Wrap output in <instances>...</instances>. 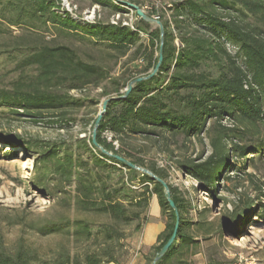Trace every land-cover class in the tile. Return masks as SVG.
Instances as JSON below:
<instances>
[{"label": "trees", "instance_id": "obj_1", "mask_svg": "<svg viewBox=\"0 0 264 264\" xmlns=\"http://www.w3.org/2000/svg\"><path fill=\"white\" fill-rule=\"evenodd\" d=\"M91 4L110 8L114 13L128 12L115 0H91ZM168 11L170 20L158 16L163 27L162 62L158 71L152 78L134 84L127 97L108 102L96 142L106 152L167 182L164 170L146 166L137 157V150L130 146L131 142L137 139L169 142L180 137L189 141L209 134L211 128L207 124L212 122L218 128L209 138V155L203 160L199 158L198 163L184 161L178 165L200 184L202 191L214 197L219 180H228L224 175L237 169L234 158L243 168L252 161L247 159L248 154L264 153V141L256 138L264 124V0H186L170 5ZM0 19L9 28L22 31L20 40L29 35L30 42L18 44L16 51L22 54V69L34 72L21 76L10 90H0V108L13 116L33 119V123L47 116L51 119L48 123L58 130H66L74 122L70 113L84 105L83 100L69 95L71 91L98 87L106 81L114 85V97H119L132 80L150 74L158 62L159 30L150 31L149 24L142 20L132 27L120 22L90 24L73 19L72 12L65 10L59 0H0ZM45 34L79 35L119 57L127 56L129 63L141 60L146 67L120 85L121 78L83 62L68 46L49 42L28 46ZM142 34L148 35L146 43ZM175 38L181 47L174 45ZM229 46L236 50L234 55L228 52ZM226 120L232 128L221 126ZM92 126L93 123L91 129ZM105 133L111 135L110 140L105 138ZM15 143L33 153L32 187L44 192L45 197L61 202L68 210L105 215L113 225H119L132 220L126 215V205L137 209L134 217L139 219L140 214L148 212L151 199L156 198L166 222L157 245L151 248L152 255L146 259V264L152 263L170 238L175 223V215L159 183L102 154L92 145L91 134L76 140L75 145H41L36 140L20 138ZM167 185L178 211L179 228L168 252L156 264H163L177 249L184 251L186 264V254L197 245L191 234L193 223L188 219L190 205L175 188ZM256 209L248 204L246 215L235 214L232 224L244 225ZM261 216L264 218V212ZM143 220L145 223L147 216ZM113 225L99 230L106 242L122 239ZM71 227L74 236L89 238L93 234L84 220L64 216L46 220L33 230L45 236H66L70 235ZM140 229L141 225H137L135 232ZM104 251L102 256L86 254L82 259L62 252L49 264H123L130 257L120 262L113 249L108 247ZM0 264L45 262L20 245L13 252L0 247Z\"/></svg>", "mask_w": 264, "mask_h": 264}, {"label": "rangeland", "instance_id": "obj_2", "mask_svg": "<svg viewBox=\"0 0 264 264\" xmlns=\"http://www.w3.org/2000/svg\"><path fill=\"white\" fill-rule=\"evenodd\" d=\"M64 9L72 12L73 19L92 24L95 21H104L111 24L134 26L138 20L134 11L127 9V13H114L110 8L92 5L91 0H59ZM138 6L149 18L161 17V20H170V5L186 0H120ZM206 2L207 0H194ZM159 21V20H158ZM160 22V21H159ZM161 23V22H160ZM149 24V30H155V23ZM20 29L7 26L6 21L0 19V90H10L12 84L21 76L32 75L33 71L22 69V54L16 51L18 44L23 41L29 43V35L23 40ZM44 38V39H43ZM34 39L28 46L38 47L45 42L50 45H65L73 49L83 62L96 65L108 71L112 77L121 78L120 85L136 72L146 67L141 60L129 63L128 58L119 57L110 53L104 47L94 46L87 39L79 35L50 36ZM146 43L148 35H141ZM179 48V39L174 40ZM23 52V51H22ZM25 53V51H24ZM157 55V53H155ZM143 75H138V77ZM114 85L104 82L98 87H87L83 91H71L70 96L83 100L84 105L77 111H72L70 117L74 122L66 130H58L49 124L47 116L33 123V119L25 116H13L6 109L0 108V247L9 252L17 247L24 246L35 252L40 262L49 264L62 252H68L70 257L82 259L86 254L102 256L104 250L110 247L114 254L124 261L132 255L135 249L137 225L144 223L143 218L148 212L134 217L138 212L132 206H127L126 215L132 220L126 224L113 225L108 216L101 214H83L68 210L64 204L45 197L44 192L32 187L34 174L33 153L22 150L15 139H33L41 145L49 144H76V140L88 137L91 134V124L97 118L102 103L116 96L113 93ZM106 91L108 95H106ZM121 92H124L121 91ZM21 114V113H19ZM221 126L232 128L229 121H222ZM211 128L209 134L189 141L182 137L172 141L151 143L142 139L132 141L130 146L137 150L136 155L146 166H155L162 169L167 175V184L176 189L189 206L188 219L193 223L191 234L197 240V245L191 249L190 264H264V153L263 155L248 154L252 160L249 166L240 168L239 160L234 158L236 170H230L226 175L228 180L220 179L214 197L202 191V187L194 179L186 175L178 162L205 159L210 153L209 138L218 128L212 122L207 124ZM110 140L109 133L104 134ZM264 141V124L259 128L258 138ZM255 138V139H256ZM115 147L117 144L114 143ZM23 164V166L21 165ZM255 205L256 212L245 219V224H232L235 214L244 217L247 205ZM67 217L70 220H84L93 230L89 238L74 236L73 227L70 235L59 234L41 235L36 233L34 226L46 220L58 217ZM106 225H113L122 235L119 241L106 242V237L99 230ZM200 251L201 256H195Z\"/></svg>", "mask_w": 264, "mask_h": 264}, {"label": "water", "instance_id": "obj_3", "mask_svg": "<svg viewBox=\"0 0 264 264\" xmlns=\"http://www.w3.org/2000/svg\"><path fill=\"white\" fill-rule=\"evenodd\" d=\"M115 1L118 2L121 5H124V6L128 7L130 10L134 11L136 16L140 20H142V21H144L146 23H155L158 26V30H159V33H160V45H159V53H158V62L156 64L154 70L150 74H148L147 76L138 77V78L132 80L127 85V87L124 89V94L122 96L111 97V98L105 100L102 103L101 110H100L99 114L97 115V118L95 119V121L93 123V126H92V129H91V143H92L93 146L98 148L102 152V154L114 158L116 161L120 162L122 165H124L125 167H127V168H129L131 170H134V171H137L139 173H142L144 175L149 176L151 179H153L155 182L159 183L162 186L165 200L168 203L169 208L173 211V213L175 215V223H174V229H173V232H172L170 238L167 240V242L163 245V247L159 250V252L153 258V261H152L151 264H156L161 259H163V257L168 252L170 246L173 244V242L176 239L178 228H179L178 211H177V209H176V207L174 205V202L172 201V199L170 197V192H169V189H168V185L163 180H161L158 177L154 176L147 169L137 167V166L133 165L132 163H130L129 161L125 160L124 158H121V157L116 156V155H112V154L106 152L105 150H103L102 148H100L98 146L97 142H96V133H97L98 126H99V124H100V122L102 120V117H103V115H104V113L106 111V106H107L108 102L110 100L123 99V98L127 97V95L130 93V91H131V89H132L134 84L152 78L156 74V72L158 71V68H159V66H160V64L162 62L161 50H162L163 27H162V25H161V23L159 21H157V20H155L153 18H149L148 16H146L144 14V12L138 6H135V5H132V4H129V3H126V2H122L120 0H115Z\"/></svg>", "mask_w": 264, "mask_h": 264}, {"label": "crops", "instance_id": "obj_4", "mask_svg": "<svg viewBox=\"0 0 264 264\" xmlns=\"http://www.w3.org/2000/svg\"><path fill=\"white\" fill-rule=\"evenodd\" d=\"M166 219L162 216L156 198H152L149 205L147 220L136 234L135 249L123 264H146V259L152 255V247L157 245L158 236L165 230ZM195 256H201L200 251ZM191 253L186 254V264H190ZM163 264H185L184 251L177 249L170 259Z\"/></svg>", "mask_w": 264, "mask_h": 264}, {"label": "built area", "instance_id": "obj_5", "mask_svg": "<svg viewBox=\"0 0 264 264\" xmlns=\"http://www.w3.org/2000/svg\"><path fill=\"white\" fill-rule=\"evenodd\" d=\"M62 7H64L63 5H62ZM65 10H67L68 11V8H66ZM155 20H157L158 21V17H156V18H154ZM228 52L230 53V54H232V55H234L235 54V52H236V50L234 49V48H232V47H228Z\"/></svg>", "mask_w": 264, "mask_h": 264}, {"label": "bare ground", "instance_id": "obj_6", "mask_svg": "<svg viewBox=\"0 0 264 264\" xmlns=\"http://www.w3.org/2000/svg\"><path fill=\"white\" fill-rule=\"evenodd\" d=\"M23 166V164H21Z\"/></svg>", "mask_w": 264, "mask_h": 264}]
</instances>
